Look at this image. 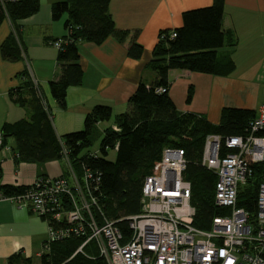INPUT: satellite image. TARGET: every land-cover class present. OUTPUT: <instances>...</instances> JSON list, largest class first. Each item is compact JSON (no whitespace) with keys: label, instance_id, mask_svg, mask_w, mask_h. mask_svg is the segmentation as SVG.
<instances>
[{"label":"trees","instance_id":"1","mask_svg":"<svg viewBox=\"0 0 264 264\" xmlns=\"http://www.w3.org/2000/svg\"><path fill=\"white\" fill-rule=\"evenodd\" d=\"M109 0H54L50 5L52 19L65 14L63 24L67 33L57 47L58 74L48 80L50 94L56 104L64 107L66 89L80 84L83 69L79 63L78 42L100 43L107 36L124 42L128 28L116 26L108 11ZM224 0H211L207 5L182 11V22L173 29L158 31V38L151 49L147 62L155 74L148 84L139 80L128 96L126 110L113 113L110 105L94 104L83 119L80 129L57 135L54 131L49 105L41 88L35 84L27 67L17 72L19 81L7 90L8 97L29 110L27 117L3 121L0 125V178L2 173V149L8 145L15 163L19 161L43 162L65 156L68 169L61 174L68 182L70 175L77 179L85 195L94 196L90 211L100 222L111 219L123 234L130 233L127 216L140 209V196L144 176L158 166L164 146H180L184 150L186 164L183 177L190 181V202L195 208L193 225L209 228L214 215L224 214L226 206L214 203L216 175L200 162L204 138L207 133L222 137L243 135L250 130L249 119L257 109L242 106H223L218 121L204 114L180 110L168 93L170 68H185L194 71L226 75L234 68L229 55L218 56L223 45H233L236 37L231 29L222 28ZM39 6V0H3L0 2V22L8 17L12 29L0 43V55L6 60H17L24 55L19 39L17 20L26 17ZM170 30L175 35L170 37ZM55 39V38H53ZM142 45L131 36L126 45V54L137 58ZM166 89L160 91L158 87ZM188 88L185 100L191 98ZM112 117V123L101 129L97 123ZM256 133L264 135V126ZM98 137V148H88ZM10 139L12 140L10 142ZM108 149H114L113 158H107ZM90 172V176L86 173ZM264 175V158L251 164V172L239 186L236 204L244 207L249 216L256 211V194L259 181ZM40 176V175H39ZM43 176V175H42ZM88 183H86V182ZM87 185V187L85 186ZM32 186L22 183L0 182L2 195L18 194ZM65 208L72 205L64 204ZM47 224L67 225L65 218L57 220L39 215ZM85 234L72 231L50 242L48 250L40 253L38 261L20 251L11 253L6 264H107L100 255L95 242L90 239L77 249Z\"/></svg>","mask_w":264,"mask_h":264},{"label":"crops","instance_id":"2","mask_svg":"<svg viewBox=\"0 0 264 264\" xmlns=\"http://www.w3.org/2000/svg\"><path fill=\"white\" fill-rule=\"evenodd\" d=\"M54 0H39L34 13L17 20L19 39L24 55L17 60H6L0 55V125L27 117L29 110L13 102L7 95L10 86L18 83L17 72L27 67L32 81L37 84L49 105L54 131L57 135L82 128L85 113L97 103L110 105L113 113L128 107V96L139 80L146 84L154 78L148 67L151 49L158 31L173 29L182 22V11L207 5L211 0H109L108 11L116 26L129 29L124 42L107 36L100 43L79 41V63L83 69L80 84L66 89L64 107L56 104L50 94L48 80L57 76V47L50 40L63 36L65 14L52 19L50 5ZM222 28L231 29L236 37L233 45L218 48V56L229 55L234 61L230 73L214 74L185 68L168 70V93L176 107L204 114L218 121L223 106H242L258 109L264 103V0H224ZM12 29L8 17L0 22V43ZM142 45L137 58L126 54L131 36ZM191 87L190 100H185ZM112 123V117L97 123L101 129ZM12 140L10 139V142ZM0 182L29 184L39 175L58 176L68 169L64 157L43 162H14L8 145L2 149ZM49 161L60 164V171L49 172ZM65 170V171H64ZM45 219L27 205L7 198L0 199V264L20 251L37 262L42 243L47 237Z\"/></svg>","mask_w":264,"mask_h":264},{"label":"built area","instance_id":"3","mask_svg":"<svg viewBox=\"0 0 264 264\" xmlns=\"http://www.w3.org/2000/svg\"><path fill=\"white\" fill-rule=\"evenodd\" d=\"M174 35L170 30L169 36ZM62 40L56 37L50 42L58 47ZM248 124L250 130L243 135H205L200 162L216 175L214 203L227 207L224 214L212 217L209 228L192 223L195 208L190 202V181L183 177L186 158L180 146H164L156 170L144 176L140 209L127 216L131 229L127 235L113 220L95 219L89 207L95 197L88 199L73 174L70 182L61 175H40L26 191L0 193V199L71 223H48L42 252L52 240L74 231L85 234L77 249L92 239L107 264H264V175L257 188L254 216L236 204L239 186L250 174L251 164L264 158V135L256 133L264 126V103ZM1 139L0 133V146ZM66 202L72 205L69 209L64 206Z\"/></svg>","mask_w":264,"mask_h":264},{"label":"rangeland","instance_id":"4","mask_svg":"<svg viewBox=\"0 0 264 264\" xmlns=\"http://www.w3.org/2000/svg\"><path fill=\"white\" fill-rule=\"evenodd\" d=\"M98 142H99V139L98 137H96L88 149L90 151H96L98 148ZM114 155H115L114 149H108L106 157L111 159L114 157ZM49 162H51L48 168L49 172L57 173L60 171V164H58L56 161H49Z\"/></svg>","mask_w":264,"mask_h":264},{"label":"bare ground","instance_id":"5","mask_svg":"<svg viewBox=\"0 0 264 264\" xmlns=\"http://www.w3.org/2000/svg\"><path fill=\"white\" fill-rule=\"evenodd\" d=\"M58 222V221H57ZM201 228V227H200Z\"/></svg>","mask_w":264,"mask_h":264}]
</instances>
